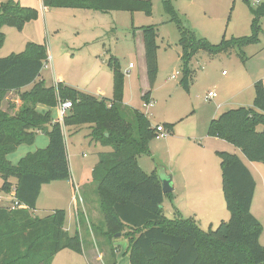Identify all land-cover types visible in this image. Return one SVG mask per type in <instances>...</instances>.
I'll use <instances>...</instances> for the list:
<instances>
[{"label": "trees", "instance_id": "obj_1", "mask_svg": "<svg viewBox=\"0 0 264 264\" xmlns=\"http://www.w3.org/2000/svg\"><path fill=\"white\" fill-rule=\"evenodd\" d=\"M176 0H164L163 8L176 25L182 48L181 86L190 89L191 62L199 50L213 55L243 49L258 41L264 18V4L252 10L253 34L213 45L198 35L189 21L175 8ZM249 4L251 0H246ZM46 8L91 10L101 13L129 12L153 14L151 0H43ZM38 12L8 0L0 7V48L5 43V26L22 31L37 20ZM149 90L142 99L151 103L152 90L159 74L158 32L156 26L141 28ZM45 46L29 43L24 52L0 59V177L2 190L10 193L16 179L15 198L25 208L12 210L0 206V264H52L55 256L70 250L84 253L79 232L71 235L65 229L66 212L55 210L40 218L34 216L41 190L53 182L68 181L71 171L63 127L79 131L90 128L89 138L106 152L98 154L93 182L101 211L106 220L109 241H128L126 254L130 264H264V245L260 243L262 224L252 213L256 181L244 162L228 152H217L221 161L222 186L230 219L216 230L204 231L193 218L164 213L165 199L157 172L147 173L139 158L149 154L150 143L157 139L156 127L139 110L128 109L123 102L125 75L119 61L111 58L113 74L112 99L98 98L80 92L64 83L46 87L40 81L47 61ZM33 85L30 91L23 89ZM253 107H240L222 113L209 126L208 135L232 143L248 161L264 165V82L254 85ZM9 93L20 94L22 105L15 114L1 109ZM59 102H70L72 108L63 125L55 122L51 112L42 114L38 105L55 108ZM170 134L174 124H164ZM262 127L261 130L259 128ZM39 132L49 137L46 149L28 154L18 165L9 156L21 146H32ZM118 234L121 237L116 238ZM115 250V249H113Z\"/></svg>", "mask_w": 264, "mask_h": 264}, {"label": "rangeland", "instance_id": "obj_2", "mask_svg": "<svg viewBox=\"0 0 264 264\" xmlns=\"http://www.w3.org/2000/svg\"><path fill=\"white\" fill-rule=\"evenodd\" d=\"M7 1L0 0V7ZM18 1L23 6L37 10L38 18L27 23L22 31L7 26L3 28L5 43L0 48V57L22 53L29 43L43 45L47 49L48 60L45 61L40 81L46 87H54L58 82H64L85 94L98 96V92L102 91L108 97L114 94L113 74L108 64L111 58H115L125 75L123 95L125 106L147 115L153 126L174 123V135L153 140L150 143L149 154L139 158L143 170L148 173L156 171L165 177L170 168L176 172L177 164L178 167L186 168L198 164L200 163L198 159L190 163L187 158L190 154L188 152L193 150L195 152L200 150L202 153L223 150L250 163L232 143L210 137L208 129L214 118L218 117L217 114L242 106L253 107L254 85L259 80L264 82V18L258 32V41L243 49L245 61L238 56L237 48L219 55L199 50L190 64L193 73L189 78L190 89L186 91L181 86L183 73L180 35L176 25L170 22L164 11V0H152L151 17L143 13L119 11L109 13L89 11V14L85 15L82 10L45 8L42 0ZM257 2L264 4V0H251L249 4L246 0H176L175 7L182 15L188 17L199 36L213 45H220L222 41L229 42L253 34L252 10L258 7ZM145 26H156L159 47V74L152 90V102L148 104L142 99L149 86L141 67V54L135 39L136 29ZM130 64L135 68L131 69ZM177 73L176 80H172V76ZM209 92L216 93L217 98L208 101L206 97ZM19 95L17 93L6 95L2 102L3 105L5 101L3 111L17 113L20 108L18 105H22V102L17 103ZM222 103L226 104L223 109L220 108ZM87 129L71 131L66 128L65 134L69 149L68 158L78 187L76 199L83 223L81 230L83 247L92 251L86 252L84 259L87 264H96L92 260L93 255L95 258L98 252H105L102 232L107 230L106 220L101 211L97 184L92 183V186H89L86 205L83 206L81 197H86L77 180L76 172L77 169L81 172L86 165L94 163L98 154L108 149L91 143ZM168 139L177 142L183 140L182 142L188 145L183 152L184 158L179 160L172 149L166 150ZM211 159L212 156L208 155L206 162H210ZM217 160L216 163L219 165L218 157ZM259 166L264 170L263 164ZM253 172L258 181L255 206L258 217L253 215L262 224L260 243L264 245V176L258 175L254 169ZM219 173L222 176L221 170ZM3 183L0 177V188ZM46 191L48 190H44L40 200L41 209L35 211L34 216L44 218L53 213L48 207L50 197L46 195L48 193ZM3 195L0 189V196ZM195 218L202 230L208 231L211 227L216 230L222 222L230 219L225 199L212 213L201 209ZM89 223L93 226L95 239ZM113 243H119L118 245L126 251L125 241H109V245ZM64 253H73V257L80 258L68 250ZM58 260L61 258L56 259V262Z\"/></svg>", "mask_w": 264, "mask_h": 264}, {"label": "crops", "instance_id": "obj_3", "mask_svg": "<svg viewBox=\"0 0 264 264\" xmlns=\"http://www.w3.org/2000/svg\"><path fill=\"white\" fill-rule=\"evenodd\" d=\"M18 3H19V1H18ZM260 4H261L260 2H257V6ZM21 6H23V5H21ZM23 7H26V6H23ZM28 8H31V7H28ZM89 11H91V10H82L83 14H85V15H88ZM95 12H97V11H95ZM186 18L189 21L190 26L195 30L191 21L188 19V17H186ZM136 30L137 31H135V39H136L138 49H139L140 54H141V65H142L141 67H142V70L145 72V76H146L147 83L149 86L148 77H147L146 61H145L143 32L141 31V29H136ZM1 58H4V57H0V59ZM133 68H135V67H133ZM133 68H131V69H133ZM224 74L225 73L223 72V75ZM58 83H64V82H58ZM32 87H33V85L28 86L27 88L23 89L22 92L30 91L32 89ZM71 88H73V87H71ZM74 89H76V88H74ZM76 90H78V89H76ZM148 90H149V88L144 92V94ZM80 92H82V91H80ZM10 94H12V93H9L8 95H10ZM98 94L99 95L98 96L95 95V97L107 98V99H112V97H113V96L112 97L105 96V94L102 91H99ZM20 102L21 101L19 99L17 101V103L19 104ZM4 104H5V101H4L3 105ZM3 105L1 107L2 110H3ZM224 105H226V104H224V103L220 104V108H222ZM238 105H243V104H238ZM18 107H20V104L18 105ZM242 107H245V106H242ZM37 111L42 113V114H45V113L50 111L54 121L59 122V123H61V125H63L64 120L60 118L58 106L55 108H49V107L44 106V105H38ZM221 114H217L218 117ZM218 117H215L214 119H216ZM148 119H149V117H148ZM164 124H174V123H164ZM157 126H160V124ZM157 126H153V127H157ZM83 128H85V129L88 128L87 130H89V131L87 133V136H89L90 128L88 126H85V127H82L80 130H82ZM261 129H262V127L259 128V130H261ZM63 132H64V137H65V142H66L65 127H63ZM174 133H175V130L170 135L173 136ZM182 141L183 140L177 142V141H173V140L168 139L167 146H166V150L172 149L176 158H178L179 160L181 158H184L183 152L188 147V145H186ZM90 142L94 143L91 141V139H90ZM48 145H49L48 135L45 132H39L37 134L36 141L32 146H21L18 148V150L15 153L11 154L8 158L14 165H18L19 162L23 158H25L28 154L35 153L38 150L46 149L48 147ZM66 146H67V142H66ZM174 147H176V148H174ZM68 152H69V149L67 146V154H68ZM216 152H224V151L221 150V151H216ZM216 152L215 153L214 152L213 153H211V152L202 153L200 150H199V152H195L193 150L191 152H188V153H190L187 156V158L189 159V162L191 163V161L198 159L200 163L190 165L187 168L183 167V166L178 167V164H177L176 172H173L171 168L167 170V176L166 177L170 178V180H171V185L173 188V192H172L173 199L169 200L166 198L164 201L163 207H164V213H165L166 217L174 218L176 216V214L178 213V214L182 215L184 218H194V220H196L195 216L199 215L201 209H204L205 212H207V213H212L213 211H215L217 205L221 206V203L224 200L222 176L219 173V170H221V165H220L221 161H220V164L217 165L216 160H217L218 156L216 155ZM208 155H211L212 159L210 160V162L207 163L206 157ZM215 158H216V160H215ZM68 160H69V165H70V158H68ZM241 160L244 162V164L250 170L252 176L254 177V179L256 181V192H255L254 200L252 203V213L255 214L256 217H258L257 213L255 212V206H256V200H257V191H258V181H257L255 173L253 172V169L255 170V172L258 175H261V176H264V170L259 166L258 163H253V162L247 163L243 159H241ZM98 161H99V156H97V160H95L94 163H90L89 165L85 166L86 170H85V168H83L81 170V172H79V170L77 169V172H76L77 180H79L80 187L83 189L84 195L86 197V198H84V196L81 197V202H82L83 206L86 205V200L88 198L87 192L89 191V186H92V183H94L93 182V170L96 167V165L98 164ZM70 171H71V179L70 180L53 182L49 185H45L42 188L35 211L41 209L40 200L42 198L44 190L47 189L48 191H46V192H48V193H46V195H48L50 197V203H52V204L48 203L49 209H51L53 212L55 210H64L66 212V219H65V226H64L65 229L71 235H74L76 232H79V234L81 236V230L83 229L82 228L83 223L81 222V218L79 215L78 202L76 199V187L77 186H76L75 176L73 174V170L71 169V166H70ZM145 172L148 173V171H145ZM149 173H152V171H150ZM157 174H158V172H157ZM10 182L13 184L12 191L10 193H5L1 187L0 189L3 191V194H4L3 196H0L1 198L8 199V200L14 199V197H15V188L14 187L17 184V180L16 179H10ZM0 206L5 207V204L0 205ZM229 216H230V214H229ZM89 227H90V229L92 231V235L95 239V236H94L95 234H93L94 229L90 223H89ZM105 235H106V231L102 232V238H103L102 244L104 247L103 250L105 252H98V255L95 256V258L93 255L92 260L95 261L96 264H130V259H129V256L126 254L125 249L122 248V246H119L118 245L119 243H113L112 245H109V241L107 240V236H105ZM81 238H82V236H81ZM116 238H119V237L116 236ZM122 240L125 241L127 243V246H128V241L124 240V239H122ZM82 242H84V240H82ZM97 244H98V242H97ZM106 248H108V252H106ZM113 249H115V250H113ZM87 250L84 249V255L83 254L80 255V254H77L74 252L75 254L80 256V258H82V259L77 258V257H73V255H72L73 253H64V252H67V250H64L55 256L52 264H87L86 259H84V257L86 258L85 253L86 252H92L91 249H89L88 251ZM68 251H70V250H68ZM62 256H64V257H62ZM59 258H61V260H58L56 262V259H59Z\"/></svg>", "mask_w": 264, "mask_h": 264}, {"label": "built area", "instance_id": "obj_4", "mask_svg": "<svg viewBox=\"0 0 264 264\" xmlns=\"http://www.w3.org/2000/svg\"><path fill=\"white\" fill-rule=\"evenodd\" d=\"M130 68H133V65H130ZM177 76H178V73L176 75H173L172 79L176 80ZM215 98H217V94L214 92H209L207 97H206V99L208 101H211ZM58 107H59L60 118L64 120V118L67 116L69 110L72 108V104L70 102H59ZM156 132H157V139H165L170 135L168 130L165 129V127L163 125L157 126ZM5 203H7V204H5ZM3 204H5L6 208H9L12 210L25 208L23 205H21L16 200L15 197H14V199H11V200L4 199V198L0 197V205H3Z\"/></svg>", "mask_w": 264, "mask_h": 264}, {"label": "water", "instance_id": "obj_5", "mask_svg": "<svg viewBox=\"0 0 264 264\" xmlns=\"http://www.w3.org/2000/svg\"><path fill=\"white\" fill-rule=\"evenodd\" d=\"M159 178L161 180V183H162V188H163V192L164 194H168V193H172L173 192V188H172V185H171V180L170 178L168 177H163L161 175H159ZM121 234H118L117 237H120Z\"/></svg>", "mask_w": 264, "mask_h": 264}]
</instances>
